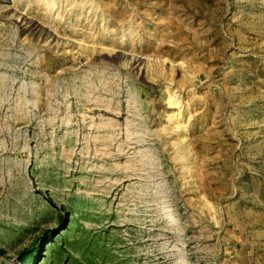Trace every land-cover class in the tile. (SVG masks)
<instances>
[{"label": "rangeland", "instance_id": "374dc122", "mask_svg": "<svg viewBox=\"0 0 264 264\" xmlns=\"http://www.w3.org/2000/svg\"><path fill=\"white\" fill-rule=\"evenodd\" d=\"M0 264H264V0H0Z\"/></svg>", "mask_w": 264, "mask_h": 264}, {"label": "bare ground", "instance_id": "6f19581e", "mask_svg": "<svg viewBox=\"0 0 264 264\" xmlns=\"http://www.w3.org/2000/svg\"><path fill=\"white\" fill-rule=\"evenodd\" d=\"M166 222L172 224L174 227H179V223H178V221H176V220L172 221V220L170 219V220H167Z\"/></svg>", "mask_w": 264, "mask_h": 264}]
</instances>
